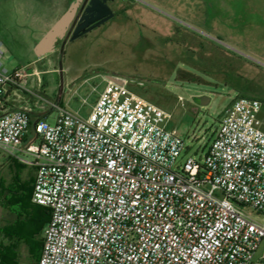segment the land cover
Listing matches in <instances>:
<instances>
[{"label":"built area","instance_id":"built-area-1","mask_svg":"<svg viewBox=\"0 0 264 264\" xmlns=\"http://www.w3.org/2000/svg\"><path fill=\"white\" fill-rule=\"evenodd\" d=\"M4 56L0 43V149L35 169L32 200L51 211L37 264H264L260 100L233 98L202 160H182L170 114L124 79L105 80L87 117L38 94L58 116L29 138L30 113L10 98L34 92Z\"/></svg>","mask_w":264,"mask_h":264},{"label":"rangeland","instance_id":"rangeland-1","mask_svg":"<svg viewBox=\"0 0 264 264\" xmlns=\"http://www.w3.org/2000/svg\"><path fill=\"white\" fill-rule=\"evenodd\" d=\"M74 1L0 0L3 68L28 73L27 89L87 117L105 80L124 79L132 92L170 114L167 128L189 147L182 160L203 159L237 95L260 100L264 122V0H118L122 16L39 58L36 45ZM47 106L53 124L58 113ZM28 136L35 138L34 127ZM13 164L0 149V192L18 173L23 181L36 173ZM5 204L0 194V226L14 218ZM262 258L264 240L255 261ZM20 260L33 264L25 245Z\"/></svg>","mask_w":264,"mask_h":264},{"label":"trees","instance_id":"trees-1","mask_svg":"<svg viewBox=\"0 0 264 264\" xmlns=\"http://www.w3.org/2000/svg\"><path fill=\"white\" fill-rule=\"evenodd\" d=\"M15 165L27 167L16 161ZM35 175L32 173L29 180L23 181L18 173L10 188L1 190L4 206L9 208L15 218L0 226V264H21L20 246L28 249L29 260L37 264L43 247V229L51 218L50 209L40 206L35 208V221L30 224L23 222L22 213L31 208L30 201L33 195ZM39 224V225H38Z\"/></svg>","mask_w":264,"mask_h":264},{"label":"water","instance_id":"water-1","mask_svg":"<svg viewBox=\"0 0 264 264\" xmlns=\"http://www.w3.org/2000/svg\"><path fill=\"white\" fill-rule=\"evenodd\" d=\"M79 1L77 0L73 3L70 8L56 21V23L48 30V32L42 37L40 42L35 47V53L39 58H42L56 50V44L59 40L63 39L66 36L69 27L73 23L77 8L79 5ZM114 16L112 9L108 6L107 0H91L90 5L86 9V14L83 18H86V22L83 25H78L71 38L70 41H73L79 38L81 35L87 33L92 28L86 29V27L96 21H99L97 25H100ZM76 22L73 23L72 29L68 32L67 37L65 38L62 51L64 49L65 44L68 41L69 36L74 29ZM60 69H62V64H60ZM109 79L122 82L118 78L109 77Z\"/></svg>","mask_w":264,"mask_h":264},{"label":"crops","instance_id":"crops-1","mask_svg":"<svg viewBox=\"0 0 264 264\" xmlns=\"http://www.w3.org/2000/svg\"><path fill=\"white\" fill-rule=\"evenodd\" d=\"M35 72L31 73V75H33ZM37 73H38V71L36 72V74ZM21 92H22V94H21ZM9 93L11 94L10 91H9ZM38 94H41V93H36V92L30 93V92H25V91H19V93L15 99L10 98V107L12 109L23 108V109H27L29 111L30 119H31V127H34L35 123H37L38 121H41V120L47 121L48 112L46 110V107H48V106L45 102H43L42 100L39 99V97L37 96ZM52 110L53 109L51 108V111ZM13 166H14V164H13ZM33 187H34V185H33ZM32 197H33V195H32ZM29 204H30L31 208L24 210V214L26 216H28V218H29L28 222L31 225V223L34 222L36 219L34 209L37 207H40V205L35 204L33 202V200H31ZM9 211L11 212V215L15 218V215L13 214V212L10 209H9ZM43 231H44V229H43Z\"/></svg>","mask_w":264,"mask_h":264},{"label":"flooded vegetation","instance_id":"flooded-vegetation-1","mask_svg":"<svg viewBox=\"0 0 264 264\" xmlns=\"http://www.w3.org/2000/svg\"><path fill=\"white\" fill-rule=\"evenodd\" d=\"M76 1H77V0H75L74 3H75ZM90 2H91V0H80V1H79V5H78V8H77L76 16H75V19H74V21H73V23L76 22V25H75L74 29L72 30V33H71V35L69 36L67 42L70 41V38H71V36H72V34H73L75 28H76L78 25H83V24L87 21L86 18H83V16L86 14V9H87V7L90 5ZM107 4H108V6L112 9V11H113V13H114V16H113L111 19H109L108 21H106V22H104V23H102V24H100V25H97V24L99 23V21H96V22H94V23L88 25V26L86 27V29L92 28V27L94 26V27H93L91 30H89L88 32H92V31L95 30L96 28H99V27H101V26H104V25L108 24L111 20H113V19H115V18H119V17L122 16V14L124 13V10H125V9H120V10L117 9V6H118V0H107ZM119 4H120V3H119ZM73 23H72L71 26L69 27V30L67 31L66 36H65L63 39H61V40H59V41L57 42L56 47H57V46H59L60 48L62 47L63 42H64L65 38H66L67 35H68V32L72 29V25H73ZM88 32H87V33H88ZM87 33H85V34H83V35H81V36H85ZM167 35H168V34H167ZM81 36H80V37H81ZM165 37H166L165 39H167L168 36H165ZM189 41H190V37H189V35H188V39H186V40H184V41L181 42V43H182V46H183V45L185 46L186 42H189ZM184 46H183V47H184Z\"/></svg>","mask_w":264,"mask_h":264}]
</instances>
